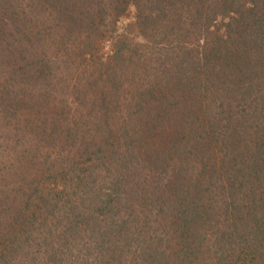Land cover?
<instances>
[{"label": "trees", "instance_id": "16d2710c", "mask_svg": "<svg viewBox=\"0 0 264 264\" xmlns=\"http://www.w3.org/2000/svg\"><path fill=\"white\" fill-rule=\"evenodd\" d=\"M9 2L0 264H264V0Z\"/></svg>", "mask_w": 264, "mask_h": 264}, {"label": "rangeland", "instance_id": "374dc122", "mask_svg": "<svg viewBox=\"0 0 264 264\" xmlns=\"http://www.w3.org/2000/svg\"><path fill=\"white\" fill-rule=\"evenodd\" d=\"M32 3H34V2H32V0H10V2H9L11 8L13 7V11H18V12L21 9H26L28 4L32 5ZM131 6H129L127 13L119 20V22L115 26V28H114L115 32H114L112 38H115V39L117 38L119 40L122 39L124 41H127L128 43L141 44L143 49H145L142 52L144 54V58L149 59L151 57V53H153L154 50H151V48H152L150 45L151 43L144 41L143 38L139 35L138 29L133 25L135 23L136 19H135V15H134V9ZM104 53L107 54L108 56H110L111 49L104 50ZM3 54H4L3 56L0 55V62H1L0 63V76H1L0 81H2L3 79H7L6 77H8L9 73L12 71L11 66L13 65V49H12V54L7 50H5ZM1 57H2V60H1ZM77 64H80V63H77ZM81 68H83V67H81ZM81 68H80V70H81ZM130 70L131 69L127 67L126 72L127 71L129 72ZM77 75H78V73L76 75H74V77L76 78ZM141 76L142 75H140V78H141ZM123 81H125V83L123 85V89H122L123 92L120 91L119 98H120V103L123 106L125 104V107H126V105L128 106L129 102L132 101L130 98L133 97L134 89L129 88V87H132L130 85V82H131L130 77H128L126 75V77L123 78ZM77 84L78 83L75 80H73V82L71 83V86L77 85ZM93 93H94L93 90L90 89V93H89L90 99H92ZM100 94H101V91L99 92V95ZM64 96H65L64 98H66L64 100H67V102H68V107L66 109V112L69 115V117H71V118L73 116H74V118L75 117L76 118L81 117V116H79L81 114L80 111H83L82 116L87 114V112H88L87 109L86 110L80 109V111H79L78 107H76V105H74L73 99L70 96L69 97H67V95H64ZM84 122H85V120H84ZM4 132H6V134L7 133L10 134V132L7 128L0 125V135L4 134ZM3 154H4L3 158L0 157L1 159H3V161L0 163H3V162L9 163L8 160L10 157H7L6 153H3ZM73 156L74 155H72V157Z\"/></svg>", "mask_w": 264, "mask_h": 264}]
</instances>
